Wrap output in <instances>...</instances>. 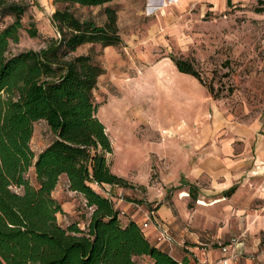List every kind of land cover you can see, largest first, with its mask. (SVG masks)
I'll return each mask as SVG.
<instances>
[{
    "label": "rangeland",
    "instance_id": "374dc122",
    "mask_svg": "<svg viewBox=\"0 0 264 264\" xmlns=\"http://www.w3.org/2000/svg\"><path fill=\"white\" fill-rule=\"evenodd\" d=\"M105 5L115 12L120 41L106 47L85 44L74 53L91 52L103 69L92 90L95 116L110 140L108 168L124 184L93 188L100 194L118 191L123 201L142 208L161 205L158 214L167 213L163 219L183 245L189 242L184 234H196L200 247L219 248L233 232L230 204L200 207L198 200L212 202L218 196L209 190L221 185L206 174H190L213 144L245 140L234 129L264 125V0H243L222 10L202 0ZM53 8L51 0H34L22 22L25 27L33 22L36 35L20 30L8 52L37 49L55 36L49 23ZM76 11L97 24L105 20L102 6ZM9 20L2 19L0 28ZM172 59L188 62L199 79L178 71ZM51 137L44 121L33 122L32 152ZM28 176L32 180L31 169ZM53 195L68 204V212L57 215L60 224H85L89 210L81 196L60 186Z\"/></svg>",
    "mask_w": 264,
    "mask_h": 264
},
{
    "label": "trees",
    "instance_id": "16d2710c",
    "mask_svg": "<svg viewBox=\"0 0 264 264\" xmlns=\"http://www.w3.org/2000/svg\"><path fill=\"white\" fill-rule=\"evenodd\" d=\"M110 1L51 0L55 36L37 49L9 53L20 30L36 35L33 22H22L34 0H0V21L10 19L0 28V264H137L142 255L153 264H177L135 221L122 223L111 199L93 188L124 180L108 168L111 144L95 116L92 90L103 69L91 52L74 51L120 41L115 12L105 5ZM93 6H102V24L76 11ZM172 60L178 71L199 79L188 62ZM39 120L52 137L34 154L29 141ZM61 176L89 210L81 226L57 221L63 213L51 191Z\"/></svg>",
    "mask_w": 264,
    "mask_h": 264
},
{
    "label": "crops",
    "instance_id": "0c3cea01",
    "mask_svg": "<svg viewBox=\"0 0 264 264\" xmlns=\"http://www.w3.org/2000/svg\"><path fill=\"white\" fill-rule=\"evenodd\" d=\"M202 1L207 2L210 9L222 10L243 0ZM234 133L245 140L240 143L223 139L220 144H213L205 151L203 159L199 162L198 171L190 174L191 177L206 174L215 185H221L216 190H209L210 193L218 196L212 202L205 204L204 201L198 200L200 207L230 204L229 222L233 232L229 236L226 252H221L220 247H200L202 243L197 240L196 234H184V238L189 242L183 245V240L171 233L169 225L163 219L167 213L164 211L162 215L158 214L157 210L161 205L142 208L131 201H123L118 191L115 195L109 194L108 190L101 191L112 201H118L117 209L123 212V215L119 216L122 223L133 220L139 224L144 212L152 209L163 227L172 236V243L165 251L177 264H264V125L261 130L255 125L238 127L234 129ZM210 164H213L215 168H222V171L219 172L214 167L212 169ZM59 186L72 193L66 188L64 176H61L51 191L54 199L57 200V197L53 195V192ZM104 187L102 189H105ZM230 187L233 189L226 195L224 192ZM58 202L62 213H67L68 210L64 206L67 207L68 204ZM141 230L151 244L163 249L162 244L153 241L152 225ZM233 239L235 241H232ZM135 259L144 264H153L152 260L145 255Z\"/></svg>",
    "mask_w": 264,
    "mask_h": 264
},
{
    "label": "built area",
    "instance_id": "2783aa9c",
    "mask_svg": "<svg viewBox=\"0 0 264 264\" xmlns=\"http://www.w3.org/2000/svg\"><path fill=\"white\" fill-rule=\"evenodd\" d=\"M112 201V200H111ZM117 202L118 201H112V205L117 209ZM118 210V209H117ZM123 215V212L118 210V217ZM148 225H152L154 228V236L153 241L155 243H159L163 245V250H165L167 247L170 246L172 243V236L169 234L168 230L163 227L160 220L155 215L154 211L152 209H148L144 212V214L141 217V220L137 226L142 229L147 227ZM232 241H235L234 239ZM228 245H221L220 250L221 252H226L228 250ZM206 264V263H202Z\"/></svg>",
    "mask_w": 264,
    "mask_h": 264
},
{
    "label": "bare ground",
    "instance_id": "6f19581e",
    "mask_svg": "<svg viewBox=\"0 0 264 264\" xmlns=\"http://www.w3.org/2000/svg\"><path fill=\"white\" fill-rule=\"evenodd\" d=\"M202 203V202H201Z\"/></svg>",
    "mask_w": 264,
    "mask_h": 264
}]
</instances>
